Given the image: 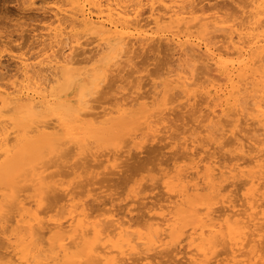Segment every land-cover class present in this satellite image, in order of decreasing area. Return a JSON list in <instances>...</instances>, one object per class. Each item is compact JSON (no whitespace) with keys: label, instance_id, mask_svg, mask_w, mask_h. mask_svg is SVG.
<instances>
[{"label":"bare ground","instance_id":"bare-ground-1","mask_svg":"<svg viewBox=\"0 0 264 264\" xmlns=\"http://www.w3.org/2000/svg\"><path fill=\"white\" fill-rule=\"evenodd\" d=\"M27 1L47 21L0 57V264H264V0ZM155 141L174 156L93 210Z\"/></svg>","mask_w":264,"mask_h":264},{"label":"rangeland","instance_id":"rangeland-1","mask_svg":"<svg viewBox=\"0 0 264 264\" xmlns=\"http://www.w3.org/2000/svg\"><path fill=\"white\" fill-rule=\"evenodd\" d=\"M26 1L27 0H0V57L3 63L7 65H10V63L11 64L13 63L8 58L9 54L11 53L21 54L29 50L31 47H33V42H35L33 38L34 34L37 32H40L43 24L47 21L46 19H44V14H41V11L30 10V11L24 12V10L27 8V5H28V1L27 2ZM37 1L38 3H40V1L42 0H37ZM43 1L48 6H54L56 3H58L61 0H43ZM219 1H222V0H219ZM228 1L232 2L233 0H228ZM228 1L225 0L224 3L226 2L228 3ZM167 52L168 51L164 49L162 53H167ZM149 53L148 54L146 53L144 55L147 56L149 55ZM152 53L153 54H150L147 57L145 56H143L144 58L141 57L142 59L140 58V60L142 62H145V65L148 66V69L150 70V72H153L155 70H156L155 72H157L159 71V68L163 67L167 63V61L170 59V55H169L170 51L167 54H159V55L155 54L154 52ZM155 57H157L158 59ZM10 66H12L13 68V64ZM149 87L150 86H147L144 89V91L149 89ZM187 118H189V120L187 121L189 122L190 117L188 116ZM186 120L187 119H185V122ZM146 144H148V146L145 145L146 148H143V151L139 152L135 150L137 153L134 152V154H137V155L133 154L132 156H129L127 159H125L117 175L116 174L111 175V176L109 175L106 177L107 179L105 182L99 183L102 186L103 184H105V186L102 188V190L105 188L104 189L105 192L102 193V196L104 197L103 198L101 197L100 200H95L93 199V197L92 198L89 197L90 199L88 198L93 210L94 208L95 210H97L96 209L97 207L101 208L102 204L104 203V199L105 201H107V203L110 201V199H115L114 203H115V206L117 205L116 208L118 209L119 207L120 208L125 207V204H127L129 200H131L129 199L130 186L132 185L131 178L141 177V176H146V175L151 174L153 171H150L149 169L154 170L157 165V162H159L160 160L168 162V160H170L174 156V153H176V152L173 153V151H171L170 149H163L165 141L147 142ZM168 152H171L172 154ZM171 155L173 156L170 157ZM104 179H105V176H104ZM127 183L129 184L127 185ZM106 189L108 190L106 191ZM79 190L81 191L80 188H78V191ZM57 192L51 193L52 194L51 196L49 195L48 197L49 201H47V205H46L47 208L49 207L53 208L56 206L55 204L58 203L59 205H61L63 203V202H60L59 199H57V197L60 198L62 196V192H59L60 194L59 193L57 194ZM55 195H58L56 196V201L58 200L59 202L58 201L55 202V199H54ZM117 197H118V200L116 201ZM149 201L150 200H148V202ZM100 203L101 205H99ZM109 206H111V203L108 205V207ZM141 207H143V209L142 211L141 210L139 211V214L141 213L140 215H142L146 210V208H144L143 205H141ZM220 256H222L218 258V259L221 258L220 260L224 259L223 257H225L224 255H220ZM177 263L179 264V262ZM182 263L184 264L185 260H181L180 264Z\"/></svg>","mask_w":264,"mask_h":264}]
</instances>
